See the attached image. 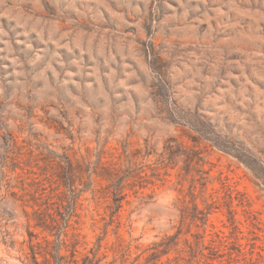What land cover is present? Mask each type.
<instances>
[{"label": "rangeland", "instance_id": "374dc122", "mask_svg": "<svg viewBox=\"0 0 264 264\" xmlns=\"http://www.w3.org/2000/svg\"><path fill=\"white\" fill-rule=\"evenodd\" d=\"M0 264H264V0H0Z\"/></svg>", "mask_w": 264, "mask_h": 264}]
</instances>
